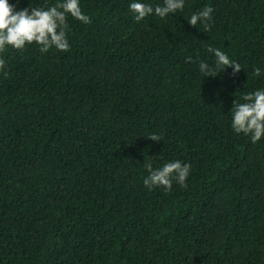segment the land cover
<instances>
[{"label":"trees","instance_id":"trees-1","mask_svg":"<svg viewBox=\"0 0 264 264\" xmlns=\"http://www.w3.org/2000/svg\"><path fill=\"white\" fill-rule=\"evenodd\" d=\"M132 2L79 0L90 23L68 15V51L0 53V264H264V136L235 133L231 112L264 91V0L140 22ZM205 6L209 31L188 21ZM209 46L241 70L204 77ZM175 160L186 187L144 185Z\"/></svg>","mask_w":264,"mask_h":264},{"label":"clouds","instance_id":"clouds-1","mask_svg":"<svg viewBox=\"0 0 264 264\" xmlns=\"http://www.w3.org/2000/svg\"><path fill=\"white\" fill-rule=\"evenodd\" d=\"M185 0H164L163 5L152 6L132 2L129 10L134 14V19L140 22L149 15L165 18L178 10H183ZM214 9L205 6L202 10L191 15L188 19L190 25L196 27L198 22L205 31L210 30V21ZM70 15L75 20L83 24L90 23V17L82 12L79 0H59L55 5L43 8L32 6L16 11L15 5L9 0H0V53L6 51L7 46L16 50H23L26 45L36 44L41 53H47L55 48L59 51H68L67 40L68 22ZM209 53L214 54L215 64L201 61L200 71L204 77H216L228 67L233 68V75L241 70V65L218 48L209 46ZM192 57H187L186 62H191ZM5 60L0 58V70L5 67ZM7 76V72L4 73ZM253 74L260 76V69H254ZM244 103L234 101L232 112V128L235 133L249 135L252 143H257L264 136V91L257 90L243 96ZM152 141H160L162 137L152 134L148 137ZM149 175L143 183L150 190L153 187H163L165 191H170L175 180L182 187H186V179L190 174L191 165L182 163L179 160L166 163L163 167L153 169L151 163L146 165Z\"/></svg>","mask_w":264,"mask_h":264}]
</instances>
